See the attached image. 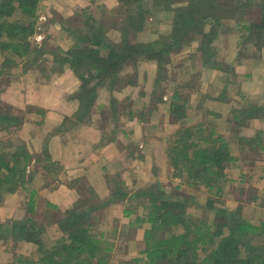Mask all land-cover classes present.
<instances>
[{"label":"rangeland","instance_id":"rangeland-1","mask_svg":"<svg viewBox=\"0 0 264 264\" xmlns=\"http://www.w3.org/2000/svg\"><path fill=\"white\" fill-rule=\"evenodd\" d=\"M151 1L149 0L148 2ZM186 1L164 0L163 3H170L172 8H176L182 6ZM15 2L16 0H14ZM237 2L236 0H221L216 2V11L221 15L218 23L216 22L213 27H204V30L208 34H211L214 29L216 30V35L213 36L210 42L213 52L215 51L212 58L218 61L219 57L226 53L222 59L225 65L224 69L211 68L208 61H203L198 48L200 36L197 35L195 41L190 43L181 42L167 49V53H158V56L155 57L147 54L135 55L127 61H121L119 68L111 72L110 75L103 76L104 74L102 73H98L97 75V72L93 71V69L90 71L91 76L88 74V77H94L91 82H93L94 86L99 85L97 88L104 85L109 89H114L127 83L131 86L134 85L135 92L137 93L144 88V91L148 95L143 100H139V104H136L137 112L140 110L141 105L142 108L148 109L149 107L147 113L146 111H142V114H146L141 120L145 123L141 126L143 128L142 133L144 134V138L151 136L152 133H156L155 136L157 138L161 137L159 139L160 142L157 139L156 143L160 147L166 145L164 153L167 160L166 165L162 164V168L168 165L171 168L169 174H165L167 179L165 178L162 182L156 179V182L162 184L170 197H189L190 200L186 199L185 202L188 203H185L186 206L184 207L187 213L195 218L211 215V212L207 211V209L197 207L196 205L199 203H205L206 205V198H211L215 200V205L234 210L249 221L259 222L264 219V170L262 169L264 168V134L257 138L259 134L258 124L253 123L251 125L249 118L244 121L241 120L242 122L238 123V121H233L234 118L232 116L236 113L235 111L240 104H249V98L253 99L254 102L261 101V96L264 99V93H261L259 90L264 80V76L260 74V71L264 74V64H262L264 63V48L262 49V53L256 54L255 52L253 55L252 52L255 49L253 45L255 42L254 36L245 31V29H241L244 21H259L261 14L260 10L251 9L244 16H235ZM130 7L134 8L132 3H125L124 5L120 0H39L35 9V31L31 37L35 35L37 41H39L44 36V47L37 52L38 57L36 60L26 57L24 61H20V57L14 54L15 57L12 55L13 60L10 62H1L0 69H9V73L0 79V87L8 83V81H12L11 76L13 74H19L14 79L23 81L26 86L25 88L28 90L32 89L33 86L35 88L39 87L41 96L44 99L43 103L48 104L49 107L50 105H55L56 101L60 99L56 94V87L53 88L54 83L57 86L58 82H64L68 85V90H72V85L71 80L67 79L70 76L69 70L59 80L55 78L57 74H55L54 70H57L60 66L61 70H63L66 63L62 65L58 63L53 64L54 56L52 52H58V49L61 51L68 50L70 45L76 41V35H83L86 30L89 33L91 32L90 34L95 30H100L101 37L103 38L102 43L108 46L114 45L118 48H121L124 44L123 39L125 37H127L128 41L141 44L156 39H162L166 44L169 42L174 43L171 21L172 11H167L163 7L162 9L161 7L159 9L151 8L150 14H147V18L141 27L126 28L125 23L129 22L126 20L131 10ZM17 16L21 15L18 12H14L9 19ZM124 28L129 30L127 36L122 33ZM94 33L97 34L96 32ZM86 44L89 47H95L92 44ZM242 45L248 46L247 52L237 51V48ZM98 49L101 55L108 52V47ZM59 53L61 52L59 51ZM22 62L26 65L30 64L29 66H32L31 70L23 71L21 66H19ZM253 68L256 70H253ZM12 71L13 73H11ZM20 72L25 73L20 74ZM52 79H54L52 88L49 86V88L47 87L48 89H43L39 84L43 81L51 83L50 80ZM142 81H144V84L141 85ZM137 82L139 83L137 84ZM256 82L258 84L253 87V84ZM251 93H255L257 96H249L252 95ZM108 94H111V92ZM174 94H176L177 98L172 99ZM134 100H137L136 95ZM173 100L180 105L183 104L181 105L183 108L177 114V116L183 115L179 119V124V121H177L178 117L175 114L172 115L171 111H168V102ZM124 105L123 101H120L119 108L120 106L124 108ZM0 110L7 111L6 109ZM165 116H169V124L161 127L165 123ZM201 117H206V120L210 121V124L206 123L204 131L207 132L208 128L214 124L215 135H219L225 139L228 151L236 158L230 161L228 167L224 169V179L218 183H214L211 189H208L204 183L198 185L187 184L182 179L187 178V175L184 177L176 176V170L170 165L166 153L168 146L173 144V140L179 138L181 134L184 136L186 128H180V126L194 127L199 123L198 120ZM150 118L156 122L155 127L149 125ZM13 121H16L15 124H12V127H15L18 121L15 119ZM6 122L8 120H4L2 124ZM185 122L189 123L185 124ZM173 126H177L178 128H170ZM262 129L260 128L261 131ZM160 130L162 132L164 130V133H160ZM174 130L176 132L172 134ZM2 136L4 137H0V142L3 144L10 142L12 148L9 150L11 151L15 150L16 146H18L17 144H22L16 139L18 135L8 137L5 134ZM246 136H255L253 150H248L250 143L239 140V138L243 139ZM255 145L257 149H254ZM160 147L158 148L159 151ZM158 149L156 150L157 152H159ZM13 154L11 155L13 158H11L10 162L14 161ZM154 168L155 165H152L150 169L155 171ZM243 174H245V177H243ZM106 175L109 177L106 178L104 190L108 189L110 191L116 187L122 190L125 186L118 178V174ZM217 186H220V190H217ZM80 191L79 208L88 210L94 204H97L98 198L94 195L93 190L89 188ZM107 194L106 196H108ZM128 199L129 201L133 199L132 194L129 195ZM194 201L197 203L194 204ZM94 210H89L91 218L92 216L97 217L94 220L95 223H90V227L95 229L94 234L102 232L107 241L112 243L111 250L108 253L109 264H144L145 254L142 252L137 253L141 249H137L133 242L132 244L122 245L116 237L112 236V232L105 233L102 231L107 229V222L109 221L115 224V226H120L124 221L133 220L134 216L127 217L123 215L124 218H121L119 211L116 209L113 213H101L100 215L99 212L95 214ZM62 213L61 211L51 213L50 218L55 220L58 216H62ZM135 222L130 223V227L126 231L127 233L123 235L125 238H140L142 236V226L141 224H135ZM52 238L58 237L45 238L42 236V239L46 242L44 245L52 246L51 244L54 242ZM251 241L255 242L256 239H252ZM12 247L16 248V246ZM143 248H145V245H143ZM25 251L27 252V256H33L34 249L26 248ZM15 254L17 255L18 251L13 252L12 257L14 256V258L11 261H14ZM37 255L36 249L34 256ZM122 258L126 259V261ZM135 258L136 260H134ZM11 261L5 264H9Z\"/></svg>","mask_w":264,"mask_h":264},{"label":"trees","instance_id":"trees-1","mask_svg":"<svg viewBox=\"0 0 264 264\" xmlns=\"http://www.w3.org/2000/svg\"><path fill=\"white\" fill-rule=\"evenodd\" d=\"M38 1L16 0L17 3H14V0H0V52L4 57L2 62H10L14 54L20 57V61H24L26 57L35 60L38 57L39 48L33 46L30 40L35 31L34 19ZM120 1L124 5L132 3L134 6V8L130 7L131 10L127 15L126 21L129 22L125 23L126 28L141 27L147 14H150L151 8L161 7L162 9L163 7L167 11H172L174 43L166 44L162 39H156L141 44L128 41L125 37L124 44L118 48L114 45L103 44L100 30L94 31L97 34L94 32L90 34L88 30L83 35L75 34L76 41L70 45L68 50L58 49V52L53 51L52 55L54 56L53 64H68L74 75L81 81L79 92L75 94L80 98L78 113L89 112L97 94L96 89L99 85L93 86L91 80L94 77H88V74L91 76V70L94 69L97 75L98 73L104 74L103 76L110 75L119 68L121 61H127L135 55L147 54L155 57L158 53H167V49L174 45L195 41L197 35L200 36L198 48L203 61H208L211 68L224 69L222 59L226 53L222 52L224 54L219 57L218 61L212 58L215 51L213 52L210 42L216 35V30L214 29L211 34L204 30V27H213L216 22L218 23L221 15L216 11L215 3L221 0H187L182 6L176 8H172L170 3L164 4V0ZM236 2L238 4L235 16H244L251 9L260 10L259 21H244L241 29H245L254 36L255 49L252 54L262 53L264 48V0H236ZM14 12H18L21 16L9 19ZM128 31L124 28L122 33L127 36ZM80 43L83 45L80 46ZM86 43L95 47H89ZM96 47H108V52L101 55ZM247 50L248 46L242 45L237 48L239 52H247ZM251 104H240L232 116L233 121L240 123L256 116L254 114L257 111H259L257 115H262L264 106L255 110V106ZM181 105L172 101L169 108L172 115L177 116L183 108ZM177 117L180 123L179 119L183 115ZM198 122L194 127H183L180 124V128H186V132L184 136L181 134L179 138L173 140V144L168 146L166 153L170 165L176 170V176L187 175V178H182L187 184L204 183L208 189H211L214 183L224 179V169L228 167L230 161L236 158L228 151L225 139L215 135L214 124L206 132L204 131L206 123L210 124V121L202 117ZM259 137L260 135L257 138ZM240 139L250 143L248 150H253L255 136ZM13 156L12 164L0 161V203L4 193L24 188L31 180L30 177L26 178L25 172L30 154L23 148V145L16 146ZM217 190H220V186H217ZM111 194L110 199L112 200L120 195L121 198L126 196L118 187L112 189ZM132 198L140 201L141 214L139 215L131 208H125L123 215L135 214L133 221L147 225L142 230L145 248L141 252L145 254L144 264H264V219L259 222L249 221L234 210L215 205V200L211 198H206V205L205 203L196 204L197 202L194 201L197 207L211 212V215L195 218L184 209L185 203H188L185 201L190 200L189 197H170L162 184L156 181L134 191ZM33 204V193H31L26 207L29 213L33 212ZM95 205L88 210H83L77 205L56 218L54 221L62 235L50 247L44 245L46 242L42 239L44 228L37 225L33 218L8 222L7 224L11 225H6L3 229L4 222H0L1 231L11 232L19 239L32 241L37 245V256L18 255L9 264H109L108 253L112 243L107 241L102 232L100 234L91 232L89 210H94ZM27 224L29 226H26ZM252 239L256 241L252 242Z\"/></svg>","mask_w":264,"mask_h":264},{"label":"crops","instance_id":"crops-1","mask_svg":"<svg viewBox=\"0 0 264 264\" xmlns=\"http://www.w3.org/2000/svg\"><path fill=\"white\" fill-rule=\"evenodd\" d=\"M30 40L36 48L42 49L44 47V36L42 40L37 41L34 35L30 37ZM3 58L0 55V64ZM29 65L23 62L19 64L23 71H30L32 66ZM63 68L59 71L60 66L55 71L57 74L55 78L59 80L69 70L70 76L67 79L71 80L72 90H68V85L64 82H58L57 86L54 83L53 87L54 79L50 80L51 83H45V81L39 83L43 89H48L49 86L51 88L56 87V94L60 100L50 107L43 103L44 99L39 87L33 86L32 89L28 90L23 81L14 79L19 74H13L11 76L12 81H8L0 87V109L8 111L7 113V111L0 110V137H4L2 135L5 134L8 137L18 135L16 139L22 144L17 145H23V148L30 154L25 172L26 178L30 177L31 179L24 188L4 193L0 203V222H4L2 229L6 225H11L7 224L8 222L33 218L37 225L44 228L42 236L59 238L62 233L58 229L56 221L50 218V214L75 208L80 199V190L89 188L94 191V195L98 198L94 210L95 214L98 212L99 215L101 213L110 214L116 209L119 211L120 217L124 218L123 210L131 208L140 215L142 212L140 201L138 199L129 201V195L152 184L157 181L156 179L162 182L165 178L167 179L165 174H169L171 170L169 165L162 168V164L166 165L167 160L164 153L166 145L160 147L156 143L157 139L160 142L161 137L157 138L156 133H152L151 136L144 138L142 133L143 128L141 126L145 123L141 120L146 115L142 114V111L147 113L149 107L148 109L142 108L141 105L137 112L136 104H139V100H143L148 95L144 88L137 93L134 85L131 86L128 83L114 89L102 85L96 89L97 94L92 101L90 111L86 114L78 113L80 98L75 94L79 90L81 82L67 64ZM254 68L253 70H256ZM0 71V79L9 73V69H0ZM24 73L20 72V74ZM260 74L264 76L261 71ZM257 84L258 82L253 84V87ZM263 89L264 80L259 90L263 92ZM109 91L111 94H108ZM251 94L249 96H257L255 93ZM135 95L137 100H134ZM175 97L177 98V96ZM175 97L173 95L172 99ZM120 101L125 104L124 108L123 105L119 108ZM248 101L255 106V110L264 106L262 96L259 102H254L250 98ZM171 103L172 101L168 102L169 108ZM258 112L254 114L258 117L249 118V121L251 125L253 123L259 125L257 126L259 128L258 135L262 136L264 134V114L257 115ZM168 118L169 116L164 117L165 123L161 127L169 124ZM14 119L18 123L12 127V124L16 123L13 121ZM4 120H8V122L2 124ZM155 123L154 120L149 119L150 126H154ZM170 128L176 129L178 127ZM260 128H263L262 131ZM175 132L174 130L172 134ZM160 133H164V130L163 132L160 130ZM239 140L241 139L239 138ZM11 146L10 142L7 144L0 142V161L3 160L12 164V161L10 162L13 158L11 155L15 150H9L12 148ZM157 149L159 152L156 151ZM254 149H257L256 145ZM152 165H155V171L150 169ZM262 169L264 170V168ZM113 173L118 174V178L125 185L121 190L126 195L124 198H121L120 195L117 199L112 200L110 199L112 189L110 191L104 190L106 178L109 177L106 174ZM31 193H33L34 204L33 212L29 213L26 207ZM131 216H135V214H130L127 217ZM95 218L97 217L92 216L91 222H94ZM132 222L133 220L124 221L120 226H115L109 221L107 222V229L102 231L105 233L112 232V236L116 237L122 245L133 242L137 249L142 250L143 245H145L142 236L140 238H125L123 236L127 233L126 231ZM135 224L137 223L135 222ZM141 226L143 229L147 225ZM2 229H0V264L11 261L14 258V256L12 257L14 251H18L15 257L21 254L29 257L25 251L26 248L34 249L33 256L36 254L37 245L35 243L19 239L11 232L1 231ZM91 230L94 233L95 229L91 227ZM58 238L52 239L55 241ZM12 246H16V248Z\"/></svg>","mask_w":264,"mask_h":264}]
</instances>
